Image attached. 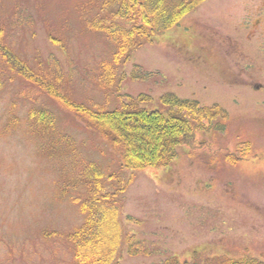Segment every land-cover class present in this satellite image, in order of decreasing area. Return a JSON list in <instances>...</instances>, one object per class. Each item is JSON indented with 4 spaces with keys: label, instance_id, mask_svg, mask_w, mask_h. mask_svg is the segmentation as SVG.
Wrapping results in <instances>:
<instances>
[{
    "label": "rangeland",
    "instance_id": "rangeland-1",
    "mask_svg": "<svg viewBox=\"0 0 264 264\" xmlns=\"http://www.w3.org/2000/svg\"><path fill=\"white\" fill-rule=\"evenodd\" d=\"M253 2L204 0L135 50L121 67L120 87L105 90L98 64L115 44L88 27L100 0H0V43L76 103L112 110L128 95L146 94L151 99L140 105L155 110L174 93L228 113L196 129L170 165L122 170L120 151L29 79L30 69L28 77L15 73L0 50V66H9L0 80V264L75 263L69 235L85 220L80 202L91 162L133 177L120 217L132 238L118 264H223L242 256L264 263V77L229 86L216 54L245 33L235 15ZM32 111L51 114L54 125L43 128Z\"/></svg>",
    "mask_w": 264,
    "mask_h": 264
},
{
    "label": "trees",
    "instance_id": "trees-1",
    "mask_svg": "<svg viewBox=\"0 0 264 264\" xmlns=\"http://www.w3.org/2000/svg\"><path fill=\"white\" fill-rule=\"evenodd\" d=\"M203 1L100 0L101 13L88 27L102 31L114 42L115 51L109 60L98 64L96 79L99 87L108 90L116 85L119 88L125 77V73L120 71L121 67L131 58L132 53L147 41H152L155 35L177 26L188 12ZM0 50L10 67H14L13 71L17 70L15 73L19 71L27 77L30 73L33 74L28 78L62 99L105 138L113 149L120 151L122 170L139 171L148 167L168 166L176 157L177 148L194 139L196 129L202 128L207 122L213 125L219 118L228 117L227 111L218 104L205 106L197 100L183 99L174 93H166L161 97L162 109L143 108L140 103L151 99L146 94L137 97L128 95L125 102L112 110L87 107L60 92V85L48 81L43 76L45 73L33 71L8 45L0 43ZM8 69L2 62L0 80ZM28 69L31 70L30 73H26ZM135 69H139V65ZM32 112V116L38 114V124L43 128L54 125L51 114L45 111ZM132 181L133 177L126 178L120 173L107 174L97 163L89 164V173L85 180L87 194L80 202L85 220L69 235L75 246L74 264L119 263L125 239L130 241L132 238L125 236L120 224L122 198ZM128 251L133 254L139 252V249L129 247ZM164 264L177 263L169 260ZM185 264L197 263L195 260ZM223 264L264 263L256 257L242 256L229 259Z\"/></svg>",
    "mask_w": 264,
    "mask_h": 264
},
{
    "label": "flooded vegetation",
    "instance_id": "flooded-vegetation-1",
    "mask_svg": "<svg viewBox=\"0 0 264 264\" xmlns=\"http://www.w3.org/2000/svg\"><path fill=\"white\" fill-rule=\"evenodd\" d=\"M245 10L243 15H235L236 19L242 16L240 22L245 33L233 34L228 50L216 52L220 77L229 86L243 80L253 83L255 74L264 77V0L253 2ZM193 57L194 61L201 59L197 52Z\"/></svg>",
    "mask_w": 264,
    "mask_h": 264
}]
</instances>
